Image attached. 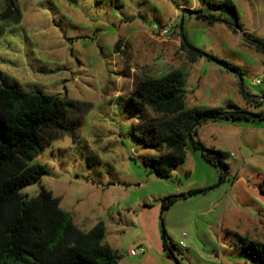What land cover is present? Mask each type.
Wrapping results in <instances>:
<instances>
[{
  "label": "rangeland",
  "instance_id": "obj_1",
  "mask_svg": "<svg viewBox=\"0 0 264 264\" xmlns=\"http://www.w3.org/2000/svg\"><path fill=\"white\" fill-rule=\"evenodd\" d=\"M229 1L247 34L188 12L218 16L207 0H15L20 22L0 23V85L72 103L69 130L31 162L46 174L21 193L29 200L50 191L82 231L102 221L119 264H254L242 240L264 242V55L249 43H264V0ZM183 39L215 61L191 62ZM172 68L183 74L186 107L232 104L250 114L196 127L200 145L224 154L225 173L190 143L168 177L144 167L158 153L129 133L128 99L137 77Z\"/></svg>",
  "mask_w": 264,
  "mask_h": 264
},
{
  "label": "trees",
  "instance_id": "obj_2",
  "mask_svg": "<svg viewBox=\"0 0 264 264\" xmlns=\"http://www.w3.org/2000/svg\"><path fill=\"white\" fill-rule=\"evenodd\" d=\"M2 26L18 24L21 12L15 0H0ZM208 7L218 16L194 13L196 18L211 24L224 22L233 31L241 30L235 6L229 0H207ZM228 11L235 19L227 22L221 12ZM2 28L0 27V34ZM264 55V43L251 44ZM122 46L118 40L115 54ZM181 48L191 62L203 56L188 49L183 40ZM208 59L214 57L209 55ZM219 64L238 73L225 61ZM239 74V73H238ZM184 78L179 69H170L158 76L141 75L134 80L131 108L136 117L129 133L158 155L143 158L149 172L166 178L172 169L184 161L186 145L210 163L226 172L224 154L206 149L194 138L196 127L207 120L248 119L250 114L234 105L231 110L216 107H186L183 93ZM72 106L55 95L29 93L0 85V264H119L118 256L106 245L104 224L98 221L87 231L78 229L66 212L59 207V198L42 188L29 200L21 193L46 174L43 165L32 164L50 141L69 130L65 124V107ZM54 133V135H51ZM182 197V196H181ZM173 201L167 198L164 207ZM163 247L170 250L165 242ZM242 250L254 264H264V242L242 240Z\"/></svg>",
  "mask_w": 264,
  "mask_h": 264
},
{
  "label": "built area",
  "instance_id": "obj_3",
  "mask_svg": "<svg viewBox=\"0 0 264 264\" xmlns=\"http://www.w3.org/2000/svg\"><path fill=\"white\" fill-rule=\"evenodd\" d=\"M170 27H171L170 25L161 26V27L158 29L157 33H158L160 36H164V35H166V34L168 33V30H169ZM179 246L184 247L185 245H184V243H183L182 241H180ZM143 252H144L143 248L130 249L129 254H130L131 256H136V255L141 254V253H143Z\"/></svg>",
  "mask_w": 264,
  "mask_h": 264
},
{
  "label": "water",
  "instance_id": "obj_4",
  "mask_svg": "<svg viewBox=\"0 0 264 264\" xmlns=\"http://www.w3.org/2000/svg\"><path fill=\"white\" fill-rule=\"evenodd\" d=\"M182 21V20H181ZM183 42H184V44L185 45H187L186 44V41L183 39ZM249 43H251V44H259V42H257V41H255V40H249ZM188 46V45H187ZM186 46V47H187ZM189 47V46H188ZM191 50H193V51H195V52H198V51H196L195 49H193V48H191V47H189ZM203 56H205V57H207V55H205V54H202ZM212 60H214V59H212ZM215 61V60H214Z\"/></svg>",
  "mask_w": 264,
  "mask_h": 264
},
{
  "label": "crops",
  "instance_id": "obj_5",
  "mask_svg": "<svg viewBox=\"0 0 264 264\" xmlns=\"http://www.w3.org/2000/svg\"><path fill=\"white\" fill-rule=\"evenodd\" d=\"M240 28H241V30H238V31H240V32L243 33V34H247V32H245V30H242V26H241V24H240Z\"/></svg>",
  "mask_w": 264,
  "mask_h": 264
}]
</instances>
